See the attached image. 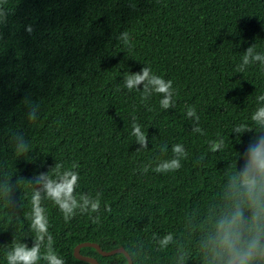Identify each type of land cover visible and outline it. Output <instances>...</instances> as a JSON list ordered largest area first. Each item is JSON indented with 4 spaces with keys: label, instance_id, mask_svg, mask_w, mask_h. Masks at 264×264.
<instances>
[{
    "label": "trees",
    "instance_id": "trees-1",
    "mask_svg": "<svg viewBox=\"0 0 264 264\" xmlns=\"http://www.w3.org/2000/svg\"><path fill=\"white\" fill-rule=\"evenodd\" d=\"M0 8L6 12L0 24V178H24L16 193L23 205L19 219L0 201V264H6L3 245L13 238L31 246L26 179L56 162L79 164L77 193L102 194L99 223L79 213L66 223L51 201L43 202L66 264H92L74 256L81 242L137 251L136 264H175L176 245L157 251L152 242L153 233L169 232L187 250L188 264H199L197 233L187 227L186 213L202 218L227 166L253 134L239 139L233 128L246 123L260 130L251 115L264 94V65L253 63L243 73L236 68L249 46L264 54V0H0ZM125 31L128 45L119 39ZM146 65L173 81L174 108L164 110L159 94L142 100V91L124 86L125 73ZM25 101L39 105L34 123ZM189 106L203 135L191 131ZM133 117L148 136L147 149L136 151ZM16 133L29 143L22 156L11 142ZM218 138L224 147L214 152L209 142ZM177 143L188 152L182 167L153 172L159 160L172 158ZM80 252L99 264H127L123 253L104 256L91 246Z\"/></svg>",
    "mask_w": 264,
    "mask_h": 264
},
{
    "label": "clouds",
    "instance_id": "clouds-1",
    "mask_svg": "<svg viewBox=\"0 0 264 264\" xmlns=\"http://www.w3.org/2000/svg\"><path fill=\"white\" fill-rule=\"evenodd\" d=\"M5 20L6 12L0 8V24ZM27 30L31 32L30 27ZM119 39L125 45L130 42L127 31L122 32ZM257 62L264 65V54L256 52L253 44L244 51L242 63L237 66L236 71L243 73L247 66ZM123 79L124 86L129 91H142V100H147L156 93L161 96L159 104L164 110L175 107L173 81L154 74L150 66L142 67L139 72H127ZM140 85H143L142 90ZM256 100L260 106L251 115V121L260 130L246 123L233 128L232 133L239 139L246 132L253 134L243 151H238L235 164L227 166L230 170L225 173V181L217 196L207 205L202 218H198L199 214L195 212L186 213L187 227L197 233L196 257L199 264H264V94L257 96ZM25 103L27 119L34 123L38 118L39 105L30 101ZM186 116L195 121L191 131L203 135V129L199 127L200 117L194 106L186 109ZM131 127L132 135L139 145L136 151L147 149L148 136L135 117ZM11 142L18 156L30 151L29 143L22 133L13 134ZM224 143L223 138H218L210 141L209 146L215 152L221 150ZM167 148L166 144L163 145L161 152H166ZM172 154L171 159L159 160L152 171L167 173L179 170L182 167L181 160L187 158L188 152L183 144L177 143L172 145ZM203 159V156L200 157L197 164ZM78 168L79 164L75 162L69 167L56 162L47 171H40L26 179L32 187L31 208L27 219L34 236L31 237V246L25 239L17 238L3 245L7 247L6 264H66L54 247V238L49 231V216L43 204L45 200L51 201L58 208L66 223L78 213L88 214L93 223L100 222L98 213L102 194L96 192L93 196L86 192L77 193L80 180ZM148 170V166L142 169L144 173ZM21 179L24 178H0V201L13 211L16 219H19L23 208L16 196ZM105 210L111 211L107 203ZM93 213L97 215L93 216ZM152 242L157 251L176 245L175 264H188V252L177 244L174 233L169 232L163 236L153 233ZM143 247V242H139L137 249ZM127 255L131 264H136L138 252H127Z\"/></svg>",
    "mask_w": 264,
    "mask_h": 264
},
{
    "label": "water",
    "instance_id": "water-1",
    "mask_svg": "<svg viewBox=\"0 0 264 264\" xmlns=\"http://www.w3.org/2000/svg\"><path fill=\"white\" fill-rule=\"evenodd\" d=\"M84 246L94 247L95 249H97V251L101 255H104V256H108V255H111L114 253H123L125 255V257L127 258V264H128V259H129V264H131L130 257H128L127 251L123 247L120 246V247H116V248H113L111 250L106 251V250L101 249L99 244H97L95 242H81V243L77 244L73 249V254L76 258L84 260V261H88L92 264H99L98 261L94 257L89 256V255H84L80 252V248L84 247Z\"/></svg>",
    "mask_w": 264,
    "mask_h": 264
}]
</instances>
